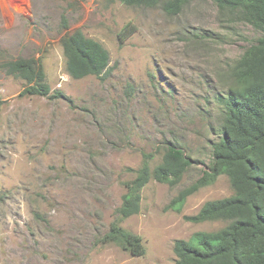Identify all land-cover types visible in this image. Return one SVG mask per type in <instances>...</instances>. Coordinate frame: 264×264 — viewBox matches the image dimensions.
Instances as JSON below:
<instances>
[{"label":"rangeland","instance_id":"rangeland-1","mask_svg":"<svg viewBox=\"0 0 264 264\" xmlns=\"http://www.w3.org/2000/svg\"><path fill=\"white\" fill-rule=\"evenodd\" d=\"M74 30L107 51L101 78L66 73L59 39ZM260 35L211 0L176 16L109 0H0V264H174L175 240L222 228L184 217L232 195L225 175L169 205L208 169L224 73ZM17 58L42 65L50 96H18L25 82L1 68ZM169 144L190 168L174 186L150 179L139 212L119 222L144 254L101 243L142 154L151 169Z\"/></svg>","mask_w":264,"mask_h":264},{"label":"trees","instance_id":"trees-1","mask_svg":"<svg viewBox=\"0 0 264 264\" xmlns=\"http://www.w3.org/2000/svg\"><path fill=\"white\" fill-rule=\"evenodd\" d=\"M109 1L128 7L159 8L167 16H176L195 0ZM211 1L220 14L234 16L261 35L224 73L225 89L216 96L222 122L219 138L211 147L208 169L169 205L179 210L189 195L225 175L232 195L206 201L195 215L184 217L191 223L222 221L225 225L216 231L197 232L187 241L175 240L174 264H264V0ZM133 30L130 25L124 26L118 39L126 38ZM59 44L70 78H101L107 72V51L80 30L64 34ZM1 68L25 82L18 96H50L43 67L33 58L7 61ZM151 159V154H142L140 166L132 171L133 178L124 183L125 194L115 211L116 220L99 239L134 257L144 254L141 239L121 228L119 222L139 212L140 192L150 179L174 186L192 163L172 144L163 147L160 162L150 169Z\"/></svg>","mask_w":264,"mask_h":264}]
</instances>
